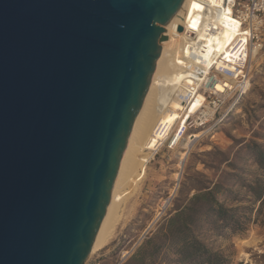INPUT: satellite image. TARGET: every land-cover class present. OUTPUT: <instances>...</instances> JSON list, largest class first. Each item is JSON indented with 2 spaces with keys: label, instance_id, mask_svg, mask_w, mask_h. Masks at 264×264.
<instances>
[{
  "label": "water",
  "instance_id": "1",
  "mask_svg": "<svg viewBox=\"0 0 264 264\" xmlns=\"http://www.w3.org/2000/svg\"><path fill=\"white\" fill-rule=\"evenodd\" d=\"M182 1L0 0V264H84Z\"/></svg>",
  "mask_w": 264,
  "mask_h": 264
},
{
  "label": "rangeland",
  "instance_id": "2",
  "mask_svg": "<svg viewBox=\"0 0 264 264\" xmlns=\"http://www.w3.org/2000/svg\"><path fill=\"white\" fill-rule=\"evenodd\" d=\"M173 49L177 50L178 45H173ZM250 76L247 91L237 100L227 99L205 129L187 131L173 147L161 142L142 167L135 172L131 168L115 231L102 248L89 254L84 264H125L148 237L155 235L154 240L158 243L161 233L157 229L163 219L170 210L186 202L195 192L193 187L200 182L226 176L233 189L238 190L237 183L241 179L251 180L259 174L252 156L238 149L249 141L264 146V48L252 58ZM172 81H177V77L168 73L157 75L155 93L170 89ZM173 94L175 89L170 97ZM141 130L142 121L131 152L134 164L148 144ZM200 131L205 132L199 137L193 136L194 140L187 148L188 137ZM228 162L233 166H228ZM226 172L230 175H225ZM223 203L233 205L229 201ZM242 203L246 205L247 202ZM249 216L251 221L240 234L216 235L202 230L198 236L208 248L223 256L227 264H264V209L255 220L254 212ZM174 261L171 251L162 249L153 258H147L144 264H178Z\"/></svg>",
  "mask_w": 264,
  "mask_h": 264
},
{
  "label": "bare ground",
  "instance_id": "3",
  "mask_svg": "<svg viewBox=\"0 0 264 264\" xmlns=\"http://www.w3.org/2000/svg\"><path fill=\"white\" fill-rule=\"evenodd\" d=\"M207 23L215 28L214 32L205 31L204 27ZM178 25L183 26L186 32H190L188 38H185L183 31H177ZM236 30V22L226 12L217 13L215 17L205 18L194 0H183L167 25L165 31L167 38L161 43L158 59L186 69L194 68L195 66L191 65L194 63H206V67L202 68L205 71L213 56L227 52L226 46L233 39ZM173 45H178V49L174 50ZM158 68L159 66L155 65L149 87L133 124L115 185L91 252L102 248L115 231L120 218L121 206L125 200V190L131 168H133L132 172H135V169L142 167L155 153L158 145L169 137L174 139L173 146L181 141L183 135L180 134V127L185 118L194 112L202 100V96L197 95L193 103L185 108L175 98V94L170 97L173 89H175V93L178 90L181 91V86L188 83L190 79L187 82L177 78V81L169 83L170 89H163L159 93H155L154 81L157 75L165 74ZM216 89H221V85L217 84ZM141 121L142 137L147 140L148 144L145 151L138 155L137 162L134 164L131 152H133L135 137L139 134ZM204 132L200 131V133L197 132L198 134L189 136L185 142L186 147L191 146L194 140L193 136L194 138L199 137ZM186 153L187 151L182 155V158Z\"/></svg>",
  "mask_w": 264,
  "mask_h": 264
},
{
  "label": "trees",
  "instance_id": "4",
  "mask_svg": "<svg viewBox=\"0 0 264 264\" xmlns=\"http://www.w3.org/2000/svg\"><path fill=\"white\" fill-rule=\"evenodd\" d=\"M242 150L252 156L258 175L251 180L241 179L236 184L238 190L233 189L226 176H219L216 181L206 179L200 182L193 187L195 192L189 199L170 210L163 219L157 229L161 233V240L157 243L155 235L148 237L125 264H144L147 258H153L162 249L170 250L175 256L174 262L178 264H227L223 256L207 247L198 233L206 230L216 235L240 234L251 221L249 213H255L254 220L262 215L264 146L257 141H249L238 149L239 152ZM227 164L233 166L231 162ZM225 175L230 173L226 172ZM224 201L233 205L227 206ZM244 201L246 205L242 203ZM262 222L264 224V219Z\"/></svg>",
  "mask_w": 264,
  "mask_h": 264
},
{
  "label": "built area",
  "instance_id": "5",
  "mask_svg": "<svg viewBox=\"0 0 264 264\" xmlns=\"http://www.w3.org/2000/svg\"><path fill=\"white\" fill-rule=\"evenodd\" d=\"M194 1L205 18L226 12L236 22L237 30L226 46L227 52L213 56L205 71L202 68L206 67V63L191 64L195 67L189 70L200 73V77L190 75L189 82L181 86V91L175 93V98L185 108L193 103L197 95L202 96L200 104L185 118L180 127L183 137L189 130L205 129L227 99L237 100L247 91L252 58L264 48V0ZM182 28L185 38H188L190 32H186L183 26ZM204 28L207 32L215 30L209 23ZM217 84L221 85V89H216ZM164 143L173 147L174 139L169 137Z\"/></svg>",
  "mask_w": 264,
  "mask_h": 264
}]
</instances>
